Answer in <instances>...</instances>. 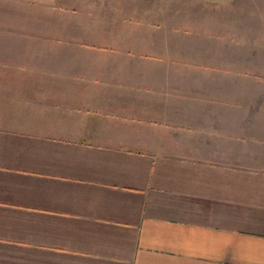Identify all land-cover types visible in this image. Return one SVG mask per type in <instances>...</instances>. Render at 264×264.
<instances>
[{
    "label": "crops",
    "instance_id": "crops-1",
    "mask_svg": "<svg viewBox=\"0 0 264 264\" xmlns=\"http://www.w3.org/2000/svg\"><path fill=\"white\" fill-rule=\"evenodd\" d=\"M53 49L0 58V264H264V138L227 97Z\"/></svg>",
    "mask_w": 264,
    "mask_h": 264
},
{
    "label": "rangeland",
    "instance_id": "rangeland-1",
    "mask_svg": "<svg viewBox=\"0 0 264 264\" xmlns=\"http://www.w3.org/2000/svg\"><path fill=\"white\" fill-rule=\"evenodd\" d=\"M55 44L76 72L162 59L170 88L227 97L264 138V0H0V58L51 57Z\"/></svg>",
    "mask_w": 264,
    "mask_h": 264
}]
</instances>
